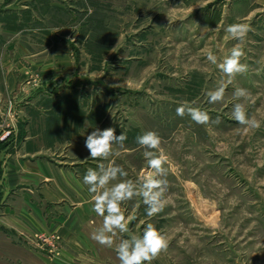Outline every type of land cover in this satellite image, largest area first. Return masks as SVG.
<instances>
[{"label": "rangeland", "instance_id": "1", "mask_svg": "<svg viewBox=\"0 0 264 264\" xmlns=\"http://www.w3.org/2000/svg\"><path fill=\"white\" fill-rule=\"evenodd\" d=\"M60 1L66 10L47 17L81 63L82 80L67 97L84 106L65 107L72 117L56 133L61 146L51 140L56 160L83 177L114 161L127 176L111 183H138L148 164L136 137L156 132L155 151L168 158L164 208L148 216L140 196L121 203L132 228L142 234L151 223L166 238V250L147 264H264V10L246 15L235 0ZM234 23L251 29L242 42L225 31ZM238 44L247 70L229 80L219 64ZM221 82L223 100L209 103ZM237 88L248 95L236 97ZM185 101L220 123L177 116ZM236 103L258 128L235 121ZM108 127L127 136L123 147L113 145L107 160L75 161L77 149L89 153L87 135Z\"/></svg>", "mask_w": 264, "mask_h": 264}, {"label": "crops", "instance_id": "2", "mask_svg": "<svg viewBox=\"0 0 264 264\" xmlns=\"http://www.w3.org/2000/svg\"><path fill=\"white\" fill-rule=\"evenodd\" d=\"M235 2L246 15L264 10V0ZM51 10L66 6L60 0H0V264H120L117 245L142 235L140 229L126 218L129 231L117 230L112 246L93 240L103 224L93 194L80 171L56 160L52 148L61 146L56 133L71 122L65 107L84 105L67 97L82 80L81 63L59 26L49 23ZM83 151L72 152L75 161L89 155ZM39 237L57 238L59 252L37 246Z\"/></svg>", "mask_w": 264, "mask_h": 264}, {"label": "clouds", "instance_id": "3", "mask_svg": "<svg viewBox=\"0 0 264 264\" xmlns=\"http://www.w3.org/2000/svg\"><path fill=\"white\" fill-rule=\"evenodd\" d=\"M92 9L89 8V14ZM250 27L244 23L230 24L225 31L238 41H243ZM244 55L243 49L239 44L231 50L230 55L225 57L219 64L220 69L225 73L229 80L237 74L244 73L247 65L240 62ZM207 59L215 64L217 57L209 52ZM209 103H216L223 100L225 95V86L223 82L213 91L207 93ZM234 95L236 97H246L247 91L243 88H237ZM200 125L212 123L219 124L220 119L217 117L212 120L206 111L192 106L185 101L176 108V115L184 117L185 115ZM232 116L235 121L247 128H258L259 122L255 118H249L246 114L245 106L242 103H236L233 106ZM127 136L121 132L116 134L115 128L106 129L96 128L85 140V147L89 156L85 159H104L107 160L113 155V145L123 147ZM136 142L145 149L143 155L147 160L148 170L140 177L138 183L131 180H120L118 177H126L127 172L120 166H116L114 161L107 167L103 164L99 170L88 169L83 177V182L89 186L88 191L93 194L94 211L97 215L103 217L102 226L93 233L92 239L100 245L112 246L113 236L118 230L121 233L129 231L128 222L124 212L121 210V203L132 199L134 196H140L147 206V215L153 216L161 212L164 208V194L167 191L168 181L166 179L167 170L164 164L167 162V156L159 150L161 139L154 131H146L136 137ZM118 154V153H117ZM167 248L166 238L159 233L153 224L148 223L142 235H131L127 239H122L116 247L117 257L120 264H144L156 258L159 253Z\"/></svg>", "mask_w": 264, "mask_h": 264}, {"label": "built area", "instance_id": "4", "mask_svg": "<svg viewBox=\"0 0 264 264\" xmlns=\"http://www.w3.org/2000/svg\"><path fill=\"white\" fill-rule=\"evenodd\" d=\"M10 133H6L2 138L5 139ZM37 246L48 244L50 246V254L54 255L59 252L58 239L52 237L50 239L45 237H39L36 241Z\"/></svg>", "mask_w": 264, "mask_h": 264}]
</instances>
